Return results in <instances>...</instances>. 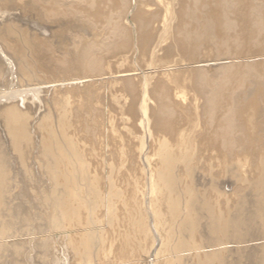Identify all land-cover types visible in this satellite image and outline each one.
<instances>
[{"label":"bare ground","instance_id":"obj_1","mask_svg":"<svg viewBox=\"0 0 264 264\" xmlns=\"http://www.w3.org/2000/svg\"><path fill=\"white\" fill-rule=\"evenodd\" d=\"M241 16L248 61L226 67L210 59L187 73L184 99L207 114L205 132L194 137L199 120L183 128L168 123L164 104L149 106L141 96L136 109L113 95L114 83L128 88L136 73L99 76L101 68L86 67L70 79L36 80L44 72L34 56L39 37L33 46L1 27L0 264H264V36ZM204 67L226 85L241 78L222 104L217 90L202 89ZM200 152L206 194L192 166Z\"/></svg>","mask_w":264,"mask_h":264},{"label":"rangeland","instance_id":"obj_2","mask_svg":"<svg viewBox=\"0 0 264 264\" xmlns=\"http://www.w3.org/2000/svg\"><path fill=\"white\" fill-rule=\"evenodd\" d=\"M1 1L0 30L1 27H7L3 30L14 31L12 36L28 37L33 46L36 43L33 54L44 67V72H38L35 76L36 80H42L40 74L41 77L47 74L50 76L61 74L64 78L70 79L73 76L83 75L84 70H87L86 67L101 68V71L98 69L99 76H107L106 73L109 71L114 75L121 72L136 73V76L127 80L130 84L128 88L124 86L123 91L119 89L122 87V80H118L112 87H106V90L109 92L111 87L114 96L122 95L125 100L127 99V103L133 102L136 109L141 106L145 96L143 100L146 99L149 106L164 104V109H169L172 114L167 120L168 123L178 122L183 128H189L193 120H199L201 126L191 129L190 135L193 137L200 135L201 131L205 132L207 114L202 108L196 110L193 105L188 106V100L184 99H190L188 95L191 93L187 73L199 69L197 62L205 60L221 58V65H227L226 67L244 60L240 43L241 12L243 15L247 14L251 28L257 32L255 36H264V1L262 3V0H3V3ZM9 3L10 5H7ZM3 16L5 19L2 18ZM258 19L262 21L259 26ZM13 25L17 27H10ZM204 68H207V76L202 89L204 88L207 93L217 90L221 94L220 97H223H219L217 101L222 104L224 96L226 97V89H229L227 87L232 84L236 88L241 78L236 73L231 83L226 85L221 76L213 75L210 70L212 67ZM7 87L4 86L5 89ZM198 90L197 86L195 89L192 87V93L200 98ZM29 95L30 93H26L22 96ZM109 95L112 101V93ZM177 95L178 97H175ZM179 97L180 99H177ZM176 103H179L182 109L175 107ZM88 104L81 106L84 107V116L87 118L93 113L86 108ZM98 107L97 109H102L101 105ZM100 118V115H95L91 120L94 119L96 122ZM92 121L90 125L94 126L95 122L92 124ZM207 162L205 152H200L192 161L194 177L198 180L199 191L203 194L207 191L205 175ZM177 171L182 180L188 179L184 176L181 166ZM140 185L142 186L141 182Z\"/></svg>","mask_w":264,"mask_h":264}]
</instances>
